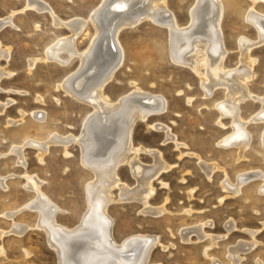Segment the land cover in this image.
<instances>
[{"label": "rangeland", "instance_id": "rangeland-1", "mask_svg": "<svg viewBox=\"0 0 264 264\" xmlns=\"http://www.w3.org/2000/svg\"><path fill=\"white\" fill-rule=\"evenodd\" d=\"M44 1L66 20L81 16L87 18L104 2ZM196 1L168 0L167 5L180 24L188 25ZM223 1V31L228 48L224 64L227 69H234L243 65L240 39L245 37L257 42L260 34L257 27L247 20L251 0ZM30 2L0 0V18L15 12V24L6 25L0 30L1 49H8L7 55L0 58V63L11 73L1 81L3 88L0 91V102L8 104L4 112H0V176L6 177L3 185L0 184V230L9 231L14 222L30 225L22 235L13 232L0 235V264H59L57 253L50 246L46 233L37 228L38 213L24 210L15 215V219L6 218L7 212L22 208L35 195L25 187L23 174L26 171L44 179V191L66 211L59 214V221L69 227L78 224L88 211L86 184L94 178V173L82 165L81 150L77 144L70 146L72 156L66 154L63 147L52 146L44 162H40L36 147L28 145L25 149L28 160L26 167L18 163L16 153L11 151L14 145L22 144L29 138L43 140L52 131L61 132L62 135L78 134L91 111V106L82 104L66 94L64 89L58 88L61 79L79 67L80 59L76 58L78 60H74L70 66L63 67L57 61L41 60L54 39L71 34V29L65 25H54L49 13L34 9ZM255 8L264 13V0L257 3ZM84 32L77 38L80 50L88 46L89 39L96 32L92 22L86 25ZM101 34L98 37H102ZM119 38L126 55L123 64L105 87L106 95L117 100L131 91L133 84H137L147 92L166 97L168 105L163 113L148 115L146 119L137 121L133 142L141 150L136 155L130 153V157L135 156L148 168L155 165L156 155L159 154L168 169L154 179L155 190L149 198L152 208L163 209L161 214L146 212L139 200H121L118 188L113 191L115 201L108 212L115 223L114 238L120 242L139 233L158 236L150 264H231L228 257L231 247L242 245L244 241L257 240L259 243L244 254L242 264H257L260 260L264 264L262 181L245 183L240 193L227 188L229 183L236 184L243 173L264 172V122L253 121L248 125L249 135L252 133L249 137L251 141L243 152L236 145H226L225 140L234 133V129L231 118L222 116L217 108V104L227 98L225 87L220 86L207 95L200 75L172 58L169 33L153 19L147 18L124 28ZM259 43L251 51L256 62L249 87L254 94L262 96L264 42ZM32 61H35L34 65ZM261 107L260 101L249 98L241 104V114L250 119L261 111ZM36 109L47 112L45 123L36 121L30 114ZM23 112H26L25 120L20 124L15 123ZM155 124L167 126L171 135L164 129L154 127ZM204 161L214 166L210 176L202 166ZM120 169L122 180L129 187H137L139 180L130 164L126 162ZM230 222H234L236 227L229 232ZM200 224H205L204 230L208 234L217 235V244H212L214 240L211 237L199 240L196 233L192 234L191 241L183 237L185 229ZM254 230L258 231L255 239L250 233Z\"/></svg>", "mask_w": 264, "mask_h": 264}, {"label": "bare ground", "instance_id": "bare-ground-1", "mask_svg": "<svg viewBox=\"0 0 264 264\" xmlns=\"http://www.w3.org/2000/svg\"><path fill=\"white\" fill-rule=\"evenodd\" d=\"M251 1L247 20L257 27L260 40L252 42L242 37L239 43L242 49L243 65L227 69L224 64L228 48L223 31L225 16L223 0H197L191 9L188 25L180 24L176 14L168 7V0H104L87 18L81 16L68 20L59 17L46 1L31 0L30 6L41 13H49L54 25L60 27L65 25L71 29V34L60 35L52 44L50 43L41 60L57 61L63 67L70 66L74 60H78L76 58L80 59L79 67L66 74L58 84V88L64 89L66 94L82 104L91 106V111L84 119L78 134L62 135L61 132L52 131L43 140L29 138L22 144L14 145L11 151L16 153L18 163L26 167L28 160L26 161L25 149L28 145L36 147L40 162H44L45 155L52 146H61L66 154H70V146L77 144L81 150L82 165L94 173V178L86 184L88 211L74 227L59 221V214L66 211L44 191V179L29 171L23 174L26 180L25 187L35 195L22 208L7 212L6 218L15 219L14 216L24 210L38 213L37 228L46 233L50 246L57 253L59 264H150L159 241L158 236L139 233L128 236L120 242L116 241L115 234L113 235L115 223L108 208L115 201L113 191L118 188L121 200H139L144 204L146 212L156 214L163 212L160 207L152 208L149 198L155 190L154 179L168 169L167 163L163 162L162 156L157 154L155 165L146 168L135 156L130 157V153L136 155L141 150L135 147L133 142L137 121L146 119L148 115L163 113L168 101L166 97L147 92L137 84H133V89L117 100H112L106 95L105 87L123 64L126 55L119 35L124 28L134 26L147 18L153 19L166 28L169 33L172 58L178 64L189 67L200 75L206 94H212L220 86H224L227 90V98L217 104L222 116L231 118L234 129V133L225 140V144L236 145L243 152L249 147L251 141L252 133L249 135L248 125L253 121L264 122V95L254 94L249 87L256 62L251 51L254 45L264 42V13L258 12L255 8V5L263 0ZM14 14L15 12H12L11 15L0 18V30L6 25L15 24ZM89 22L93 23L96 32L93 35L90 34L92 36L88 46L80 50L77 38L84 32ZM100 33H102V37L99 36L101 38L98 37ZM1 46L0 40V58L7 55L8 50H2ZM32 64L34 65L35 61H32ZM8 76H11V73L7 72L0 63V91L3 88L1 81ZM249 98L260 101L262 104L261 111L250 119L244 118L241 114V104ZM40 101L43 100L40 99ZM7 105L0 102V112H4ZM25 114L26 112H23L22 117L15 120V123H22L25 120ZM30 114L40 123L47 121V112L43 109L30 111ZM154 127L164 129L168 135H171L164 124L161 126L155 124ZM262 141L264 144V132ZM1 154L2 152L0 156ZM126 162L130 164L138 177L139 184L135 188L129 187L120 176L119 169ZM202 166L210 176L214 166L206 161L202 163ZM13 175L17 176L15 173ZM253 180L262 181L260 192L264 193L263 171L243 173L238 177L236 184L229 183L227 188H233L236 193L245 183ZM5 181L6 177L0 176V184L3 185ZM235 227V223L230 222L227 231L230 232ZM29 228L28 224L14 222L9 231L0 230V235L10 232L22 235ZM204 228L205 224H200L192 229H185L182 235L186 240L191 241L192 234L196 233L199 240L211 237L214 240L212 244H217L219 239L217 235L208 234ZM257 232L250 231L254 239ZM258 243L257 240L244 241L242 245L231 247L228 255L231 264H242L244 254ZM260 261L257 264H261Z\"/></svg>", "mask_w": 264, "mask_h": 264}, {"label": "water", "instance_id": "water-1", "mask_svg": "<svg viewBox=\"0 0 264 264\" xmlns=\"http://www.w3.org/2000/svg\"><path fill=\"white\" fill-rule=\"evenodd\" d=\"M109 9V8H108Z\"/></svg>", "mask_w": 264, "mask_h": 264}]
</instances>
